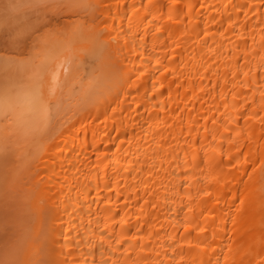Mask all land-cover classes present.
Masks as SVG:
<instances>
[{
	"label": "bare ground",
	"instance_id": "1",
	"mask_svg": "<svg viewBox=\"0 0 264 264\" xmlns=\"http://www.w3.org/2000/svg\"><path fill=\"white\" fill-rule=\"evenodd\" d=\"M86 3L0 64V258L264 264V0Z\"/></svg>",
	"mask_w": 264,
	"mask_h": 264
},
{
	"label": "snow or ice",
	"instance_id": "2",
	"mask_svg": "<svg viewBox=\"0 0 264 264\" xmlns=\"http://www.w3.org/2000/svg\"><path fill=\"white\" fill-rule=\"evenodd\" d=\"M91 7L86 0H0V28H3V42L0 43V64L12 65L31 62L32 56H26L25 53L29 47V40L33 33H40L42 29L48 28L54 24L56 17L51 15L54 12L61 11H77L80 9ZM65 63L70 61L65 60L60 64V68L65 72ZM43 68V63L41 65ZM38 80L40 72L34 74ZM53 78L55 84L53 93L56 87L60 85L59 73H54ZM94 82V77L89 80V85ZM39 84H36L34 98L42 100L39 91ZM5 102L0 109V115L7 116L12 109L11 99L13 95L12 86L6 85L4 89ZM70 95H80L86 97V93H76L74 89H69ZM6 151V149H5ZM5 184H7V173L5 172ZM12 250L5 249L4 257L0 258V264H16L11 258ZM37 264H54L53 261H38Z\"/></svg>",
	"mask_w": 264,
	"mask_h": 264
},
{
	"label": "rangeland",
	"instance_id": "3",
	"mask_svg": "<svg viewBox=\"0 0 264 264\" xmlns=\"http://www.w3.org/2000/svg\"><path fill=\"white\" fill-rule=\"evenodd\" d=\"M41 32H42V31H41ZM34 34H35V33H34ZM7 131H8V130H7ZM11 137H13V136H11ZM1 138H2V137H1ZM3 138H4V137H3ZM5 139H7V141H5V142L3 141V142L0 143V146H1V147H0V150L5 151L4 148L2 147V145L4 146V144H5V146H4L5 149H6V147L9 148V149H6L7 151L13 149L16 145L18 146V144H15V143H16V142L14 141L15 139H14V140L12 139V140L15 142V143H14L15 146H13V144H12V148H11V144H10V146H8L10 142H13V141H10V133H9V140H8V138H7V133H6V138H5ZM3 140H4V139H3ZM8 141H10V142H8ZM6 142H8V144H6ZM3 143H4V144H3ZM17 148H18V147H16V149H17ZM13 150H15V149H13ZM3 151H1V152H3ZM7 151H5V154H3L4 152L1 153L2 155L0 154V157H1V156H4V155H6V154H9V152H12V150H11V151H9L8 153H6ZM12 153H14V152H12Z\"/></svg>",
	"mask_w": 264,
	"mask_h": 264
}]
</instances>
